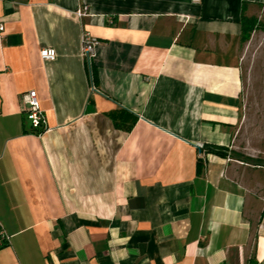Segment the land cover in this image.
<instances>
[{"label": "crops", "instance_id": "1", "mask_svg": "<svg viewBox=\"0 0 264 264\" xmlns=\"http://www.w3.org/2000/svg\"><path fill=\"white\" fill-rule=\"evenodd\" d=\"M262 12L264 0H0V264H264V167L229 157L242 20ZM85 33L99 40L90 64Z\"/></svg>", "mask_w": 264, "mask_h": 264}, {"label": "rangeland", "instance_id": "2", "mask_svg": "<svg viewBox=\"0 0 264 264\" xmlns=\"http://www.w3.org/2000/svg\"><path fill=\"white\" fill-rule=\"evenodd\" d=\"M258 28L243 40L241 54L244 115L233 147L232 164L264 167V12Z\"/></svg>", "mask_w": 264, "mask_h": 264}, {"label": "built area", "instance_id": "3", "mask_svg": "<svg viewBox=\"0 0 264 264\" xmlns=\"http://www.w3.org/2000/svg\"><path fill=\"white\" fill-rule=\"evenodd\" d=\"M192 3L199 5L203 0H191ZM79 16H84L85 11H79ZM4 32V25L0 22V33ZM99 45V40L90 33H85L82 40V51L88 64L94 57L95 48ZM41 58L45 61H53L56 59V51L53 48H42L40 52ZM23 101L26 109L27 119L30 121L34 132L42 133L47 128V121L44 112L40 108L37 93L29 91L23 95ZM10 236L5 232L0 223V247L10 242Z\"/></svg>", "mask_w": 264, "mask_h": 264}, {"label": "trees", "instance_id": "4", "mask_svg": "<svg viewBox=\"0 0 264 264\" xmlns=\"http://www.w3.org/2000/svg\"><path fill=\"white\" fill-rule=\"evenodd\" d=\"M257 20L256 19H248V18H243L242 20V30H243V40H247L249 39L251 33L258 28L257 26ZM131 127H128L127 129H130ZM36 133H39V132H36ZM213 151L215 153H218L220 155H224L226 156L227 155V150H225L226 152L225 153H222L223 152V149L222 148H214Z\"/></svg>", "mask_w": 264, "mask_h": 264}]
</instances>
